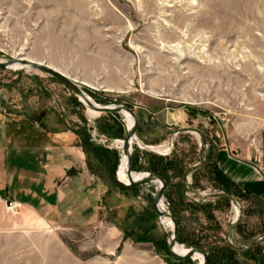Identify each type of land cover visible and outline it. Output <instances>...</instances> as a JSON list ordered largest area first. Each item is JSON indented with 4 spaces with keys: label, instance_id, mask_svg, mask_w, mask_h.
Here are the masks:
<instances>
[{
    "label": "rangeland",
    "instance_id": "374dc122",
    "mask_svg": "<svg viewBox=\"0 0 264 264\" xmlns=\"http://www.w3.org/2000/svg\"><path fill=\"white\" fill-rule=\"evenodd\" d=\"M17 57L85 82L102 106L136 111L132 169L164 174L179 244L207 251L210 264H264V208L215 163L227 143L264 130V0H0V60ZM0 112L72 135L104 190L98 221L60 228L69 251L0 235V264H200L171 253L174 226L154 206L159 185L119 182L124 113L95 123L77 95L35 68H0ZM93 125L110 147H93Z\"/></svg>",
    "mask_w": 264,
    "mask_h": 264
},
{
    "label": "crops",
    "instance_id": "0c3cea01",
    "mask_svg": "<svg viewBox=\"0 0 264 264\" xmlns=\"http://www.w3.org/2000/svg\"><path fill=\"white\" fill-rule=\"evenodd\" d=\"M27 124L35 130L27 132ZM215 163L264 208V130L239 147L227 143L215 152ZM96 177L72 135L0 112V235L33 244L34 250L69 251L60 228L72 231L74 221L99 220L104 190ZM12 201L20 204L14 210L8 206Z\"/></svg>",
    "mask_w": 264,
    "mask_h": 264
},
{
    "label": "water",
    "instance_id": "95a60500",
    "mask_svg": "<svg viewBox=\"0 0 264 264\" xmlns=\"http://www.w3.org/2000/svg\"><path fill=\"white\" fill-rule=\"evenodd\" d=\"M16 64L23 65V68H35L40 71L46 72L49 75L57 78L60 80L66 87H68L75 95H77L80 100H84L83 102L87 104L90 108L96 110L99 112V114L102 113H116V112H128L131 114L134 118V124L133 126L128 130L127 137L124 140V150L125 152L130 154V169H129V174H130V182L129 183H124L119 180L120 183L126 185V186H134V185H144V184H151V183H159L160 185L157 187V191L155 193L154 197V206L156 212L162 216H167L169 217L174 225V233L173 235H168L169 236V249L171 253L176 256L180 260H186L188 258H193L194 255L196 254H201L203 256V262L202 264H208L209 263V254L207 251L200 249V248H191L189 249V252L182 255L177 252H175L174 248L178 244V239H179V225L177 222V219L175 216L165 210L162 211L159 206L164 198L166 187H167V182L166 180L159 174L154 173V172H149L147 173L146 176L140 177V178H135L133 175V169H132V142L134 138L137 137V131L139 127V117L136 113V111L127 106V105H106L102 106L93 100L90 99V97L87 95V93L84 90V83L80 82L79 80L73 78L72 76L66 74L65 72L45 63V62H39L36 60H31L25 57H17L14 59H8V60H0V68H12ZM100 115L95 117L94 122L96 123L98 121ZM90 140L91 142L99 147H110L112 141L111 140H106V141H99L95 137V126L90 127Z\"/></svg>",
    "mask_w": 264,
    "mask_h": 264
},
{
    "label": "bare ground",
    "instance_id": "6f19581e",
    "mask_svg": "<svg viewBox=\"0 0 264 264\" xmlns=\"http://www.w3.org/2000/svg\"><path fill=\"white\" fill-rule=\"evenodd\" d=\"M25 58H27V57H25ZM28 59H31V58H28ZM31 60H34V59H31ZM37 61V60H36ZM40 62V61H39ZM49 65H51V64H49ZM52 66V65H51ZM24 66L23 65H20V64H16V65H14L13 66V69H16V68H23ZM53 67H55V66H53ZM56 68V67H55ZM57 69H59V68H57ZM59 70H61V69H59ZM62 71V70H61ZM64 72V71H63ZM78 80V79H77ZM81 82V81H80ZM82 83H84L85 84V82H82ZM86 85V84H85ZM92 86V85H91ZM86 92V91H85ZM87 93V92H86ZM87 95L90 97V99L91 100H93L94 102H95V100L87 93ZM84 101V100H83ZM87 105V104H86ZM88 106V105H87ZM89 107V106H88ZM89 109H90V113H91V115H92V117H97L98 115H100L99 114V112H97L96 110H94V109H92V108H90L89 107ZM125 115H126V117H127V121H128V126H129V129L133 126V124H134V118H133V116L131 115V114H129L128 112H123ZM136 139H138V137H136V138H134V140H133V142H132V146H133V143H134V141L136 140ZM142 145V144H141ZM118 148L119 149H122V152H121V154H122V159H121V163H120V166H119V171H118V179L120 180V181H122V182H124V183H129L130 182V177L128 176V173H129V169H130V154L129 153H127V152H125V150H124V140L123 141H121V142H119V144H118ZM143 146V145H142ZM163 146V145H162ZM145 147V146H144ZM148 147H150V146H148ZM156 148H158V150L159 151H162L163 153H169L170 151H171V149L168 147V148H163V147H156ZM133 151V150H132ZM130 175V174H129ZM133 175H134V177L135 178H140V177H143V176H146L147 175V173H145V172H140V173H138V172H135V171H133ZM158 185H160L159 183H157ZM159 208L162 210V211H165L166 209H165V205H164V203L163 202H161V204H160V206H159ZM239 215H240V208L239 207H237V214H236V218H238L239 217ZM161 219H163V225H164V227L165 228H167V227H169V226H174L173 225V222H172V220L169 218V217H167V216H162L161 217ZM174 250H175V252H177V253H179V254H182V255H184V254H186V253H188L189 252V249H187L185 246H183V245H181V244H177L176 246H175V248H174ZM197 258V259H199V261H200V264H202V262H203V256L201 255V254H196V255H194L193 256V258Z\"/></svg>",
    "mask_w": 264,
    "mask_h": 264
},
{
    "label": "trees",
    "instance_id": "16d2710c",
    "mask_svg": "<svg viewBox=\"0 0 264 264\" xmlns=\"http://www.w3.org/2000/svg\"><path fill=\"white\" fill-rule=\"evenodd\" d=\"M96 150H102V147H99V146H93ZM155 172L154 173H156L157 172V174L159 173V175H161L165 180H166V178H165V176H164V174L162 173V172H160L159 170H157V169H155L154 170ZM221 171V170H220ZM222 173V172H221ZM223 174V173H222ZM224 176V175H223ZM224 178H226L227 179V177H225L224 176ZM230 183H232L229 179H227ZM166 182H167V180H166ZM233 184V183H232ZM122 186H125V185H123L122 184ZM210 260H211V258H210V256H209V264H210Z\"/></svg>",
    "mask_w": 264,
    "mask_h": 264
},
{
    "label": "built area",
    "instance_id": "2783aa9c",
    "mask_svg": "<svg viewBox=\"0 0 264 264\" xmlns=\"http://www.w3.org/2000/svg\"><path fill=\"white\" fill-rule=\"evenodd\" d=\"M20 204H18L17 202H9V209H11V210H14L16 207H18ZM234 206H235V208L237 209V207H239L240 208V203L239 202H235V204H234Z\"/></svg>",
    "mask_w": 264,
    "mask_h": 264
}]
</instances>
